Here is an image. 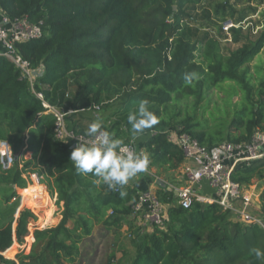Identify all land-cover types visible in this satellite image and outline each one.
<instances>
[{"label":"trees","instance_id":"16d2710c","mask_svg":"<svg viewBox=\"0 0 264 264\" xmlns=\"http://www.w3.org/2000/svg\"><path fill=\"white\" fill-rule=\"evenodd\" d=\"M214 1L0 0V8L10 19L42 22L43 37L16 43L15 49L31 69H42L33 88L51 106L112 108L104 129L133 145L127 116L140 100L149 101L158 123L142 133H152L144 144L146 174L182 164L184 153L169 140L171 132L212 149L246 143L264 131V81L253 87L243 70L264 46V31L253 35V24L241 27L256 7L253 0L212 6ZM229 21L239 28L224 32ZM222 40L236 47L223 52ZM190 72L198 79L186 86L183 77ZM225 83H231L228 91L221 87ZM212 88L241 95L229 122L196 118ZM43 110L20 69L0 56V141L15 155L12 167L0 165V264H74L93 228H118L137 201L139 191L131 183L115 191L78 173L69 159L71 143L55 139L54 119ZM76 116H70L69 126L85 134L80 121H73ZM32 175L55 197L60 216L55 226L50 225L54 205L46 219L37 221L32 213L24 190L33 186ZM230 178L240 186L263 179L264 158L237 167ZM121 191L127 193L123 198ZM156 194L169 206L163 227L137 232L134 254L125 263L109 258L105 264H264L251 254L253 248L264 250V194L258 216L263 226L234 219L216 203L183 209L173 191L158 188Z\"/></svg>","mask_w":264,"mask_h":264},{"label":"built area","instance_id":"2783aa9c","mask_svg":"<svg viewBox=\"0 0 264 264\" xmlns=\"http://www.w3.org/2000/svg\"><path fill=\"white\" fill-rule=\"evenodd\" d=\"M228 22L223 23L226 30ZM43 24L31 23L24 16L10 19L0 8V56L5 57L20 69L23 78H26L31 86V91L40 100L43 114L50 115L54 119L55 139L62 143H71L72 148L85 142L88 137L85 134L73 130L69 126L68 117L75 113H92L100 111L101 105H92L77 110H63L48 104L41 93L35 92L33 84L37 74L42 70L31 69L16 52L15 44L37 40L43 37ZM169 140L182 149L184 162L182 165L180 180L181 185L173 183L165 184L164 190L173 191L176 194L177 204L188 209L193 203H216L223 210L233 212L238 220L246 223L255 222L263 226L259 218L252 217L240 207L243 201L242 187L233 182L230 174L241 165H248L264 156V133L256 131L252 138L238 145L224 142L216 148L207 149L186 134L173 133ZM136 153H139L132 144H127ZM141 154V153H139ZM264 158V157H263ZM15 155L7 141H0V165L3 170L13 166ZM137 178H133V181ZM206 182L212 191V195L203 193L201 184ZM39 188L44 187L34 183ZM118 191V188L115 190ZM137 201L132 206V213L128 220L133 222L134 230L139 234L150 233L156 227H163L167 218L166 207L158 198L155 191H139ZM38 196L35 200H38Z\"/></svg>","mask_w":264,"mask_h":264},{"label":"rangeland","instance_id":"374dc122","mask_svg":"<svg viewBox=\"0 0 264 264\" xmlns=\"http://www.w3.org/2000/svg\"><path fill=\"white\" fill-rule=\"evenodd\" d=\"M201 1L207 4V0H201ZM222 1L223 0H216L211 5L213 6L214 4L222 2ZM257 1L258 0H253L250 3L251 6L256 7V12L249 19L247 18L244 24L241 25V27H243V29L245 30L248 26H252L253 24V35L255 33L260 34L262 31H264V0H261V3H257ZM230 2L234 4L236 3L235 0H230ZM206 4L205 6H207ZM236 7L238 9L240 8L238 6ZM233 25L234 24H232V22L229 21L228 24L226 25L227 29L226 30L222 29V30L224 32L225 31L228 32L229 29L233 27H236V29L239 28L237 25L236 26H233ZM228 36L229 38H231V34L228 33ZM221 43H222L223 52H226L229 49L236 47V45L228 43L227 40H222ZM243 70L246 72V77H247L249 84L255 88H258L260 83L264 81V46L259 52V54L250 63H248L247 65L243 67ZM230 84L225 83L221 85V87H223L225 91H228V87ZM225 91L222 89H218V88H212L210 91H208L206 99L202 102L200 108H198L196 111V114H195L196 118H198L200 121H204V120L210 121L212 117H216V118L225 117L228 119V122H229L232 116V111L234 110V106L236 105V103L240 101L241 95L237 93V94L228 96ZM224 102H226L228 105L225 104ZM111 111H112V108L103 107V109L99 111L97 115L89 114V113H86V114H87V117H89L90 121L99 119L102 122L103 119ZM184 115H185V112H182L181 116H184ZM70 116L68 117L69 123L71 122ZM173 133L174 132H171L169 134L171 135ZM142 141H143V137H140L135 140L133 145L139 153L145 155V151L142 148ZM152 170H154V172H152L153 175L152 176L149 175L151 181L153 180V176H156L157 178L161 179L162 182H165V183L172 181L171 178L173 177L170 173L171 171L162 172V171H157L155 169H152ZM137 176H139L140 178V177L146 176V174L142 172V173H139ZM30 179L32 180V185H33V182L34 183L37 182L41 184L44 187V190L46 193L45 199L42 196V194L38 201L37 200L32 201L31 199H29L31 201L32 208L34 209L32 213L36 216L37 221H40L41 218L43 217H45L46 219L47 218L46 216L47 208L54 205L55 212L53 214L54 216L52 218L50 217V220H51L50 225L55 226L58 223L59 218H60L59 212L57 211L58 209L55 205V197L54 198L50 197L49 192L47 191L44 183L39 182L36 179L35 175L30 176ZM259 180L260 179H255L252 181L254 182L253 184H256L257 188H259V185H257ZM130 183L131 181H129L128 184ZM127 185L123 187H127ZM30 188L32 187H29V188L27 187L26 189H24L26 191L25 192L26 197H28V190ZM262 192H264V189L260 190L259 195H261ZM21 205H23V200L21 201ZM164 205L166 207H169L166 204ZM25 208L26 209L28 208V210L32 209L29 207H25ZM251 208L246 209L245 211H247V213H249V215H251L252 217H255L256 216L255 210L259 208L253 205H251ZM235 216L233 215V218L237 219L238 217L237 216L235 217ZM137 234L138 233L134 230L133 222H131L130 220H122L118 228H115V229L113 228L111 230H105L100 225L95 226L90 236L86 237L80 244V255L74 264H105L109 258H113L115 262L122 260L125 263V261L134 254L135 245L138 243Z\"/></svg>","mask_w":264,"mask_h":264},{"label":"clouds","instance_id":"9594fccd","mask_svg":"<svg viewBox=\"0 0 264 264\" xmlns=\"http://www.w3.org/2000/svg\"><path fill=\"white\" fill-rule=\"evenodd\" d=\"M183 79L186 86H191L198 79V74L185 73ZM127 121L131 125L132 141L135 142L145 129L158 123V118L150 109L149 101L142 99L135 110L129 112ZM85 135L89 139L77 143L69 159L78 173L95 176L97 184L102 183L109 189L116 190L127 185L147 168L148 157L136 153L113 133L105 130L99 119L88 124ZM126 195V192H120L122 198ZM251 254L264 260V250L253 248Z\"/></svg>","mask_w":264,"mask_h":264},{"label":"crops","instance_id":"0c3cea01","mask_svg":"<svg viewBox=\"0 0 264 264\" xmlns=\"http://www.w3.org/2000/svg\"><path fill=\"white\" fill-rule=\"evenodd\" d=\"M76 115L77 116L73 119V121H80V123L83 125L82 127L84 128V132H85L88 124L92 121H90L89 117H87V114L76 113ZM151 135H152V133H144V134L139 136V138L143 137V141H142V148L143 149H144L145 142L148 140V138ZM133 144H134V142H133ZM183 162L176 170L170 172L172 177H173V178H171L172 179L171 182H173V184H175L176 186H180L182 184L181 180H180V173H181ZM152 172H154V170H150V171L146 172V176H144V177L139 178V176H137V178L135 180L131 181V184H133L138 191L152 190V191L156 192L158 190V188L163 189V187L160 184L162 183L165 185L167 183L162 182V180L157 178L156 176H153V180L151 181L149 175L152 176L153 175ZM253 183L254 182H252L248 186H246V185L241 186L242 190H243V201L240 203V207H242V209H245V210L250 209L251 205L256 206L257 208H259V206H260V199H261V196L264 194V192H262L261 195H259V194H260V190L264 189V180L260 179L258 181L257 185H259V188H257L256 184H253ZM34 186H37V185L34 184ZM201 189H202L203 193L208 194V195H212V191L206 182H203L201 184ZM44 191L45 190L42 188L41 194L45 199L46 193ZM28 197H29V195H28ZM40 197H41V195H40ZM255 202H257V203H255ZM231 213H232V215L235 216V214L233 212H231ZM255 214H256V217L258 218V216L260 215V210L259 209L255 210Z\"/></svg>","mask_w":264,"mask_h":264},{"label":"bare ground","instance_id":"6f19581e","mask_svg":"<svg viewBox=\"0 0 264 264\" xmlns=\"http://www.w3.org/2000/svg\"><path fill=\"white\" fill-rule=\"evenodd\" d=\"M42 193V188H39L38 186H34L28 190L29 198L34 201L35 197L38 196L40 198V195ZM39 200V199H38Z\"/></svg>","mask_w":264,"mask_h":264},{"label":"water","instance_id":"95a60500","mask_svg":"<svg viewBox=\"0 0 264 264\" xmlns=\"http://www.w3.org/2000/svg\"><path fill=\"white\" fill-rule=\"evenodd\" d=\"M173 8L175 9V7H173ZM160 185H161L163 188L165 187V185H164V184H162V183H161ZM175 195H176V194H175Z\"/></svg>","mask_w":264,"mask_h":264}]
</instances>
